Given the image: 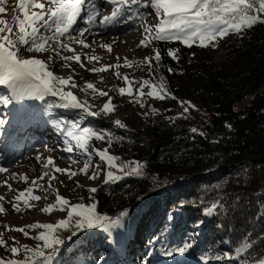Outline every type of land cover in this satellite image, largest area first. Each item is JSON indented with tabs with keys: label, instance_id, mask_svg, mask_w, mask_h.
Listing matches in <instances>:
<instances>
[{
	"label": "trees",
	"instance_id": "trees-1",
	"mask_svg": "<svg viewBox=\"0 0 264 264\" xmlns=\"http://www.w3.org/2000/svg\"><path fill=\"white\" fill-rule=\"evenodd\" d=\"M218 40L214 53L212 43L156 45L159 51L168 47L181 53L180 69L171 64L164 71L171 96L195 106L189 108L191 121L172 119L179 113L177 99L171 98L152 101L157 112H151L148 127L139 131L80 113L73 119L53 114L51 121L78 124L77 132H110L115 138L111 145L107 138L92 139L108 151L135 148L132 158L144 165L141 176L103 182L92 196L103 216L115 218L127 210L124 227L110 233L86 229L71 240L70 232H61L66 242L53 264H156L185 240L193 247L183 262L202 255L209 257L208 264L264 259V24ZM141 147L147 152H140ZM213 206V214L206 215ZM247 236L255 245L250 251L241 247Z\"/></svg>",
	"mask_w": 264,
	"mask_h": 264
},
{
	"label": "snow or ice",
	"instance_id": "snow-or-ice-1",
	"mask_svg": "<svg viewBox=\"0 0 264 264\" xmlns=\"http://www.w3.org/2000/svg\"><path fill=\"white\" fill-rule=\"evenodd\" d=\"M105 2L112 7L110 15H104L99 19V25L103 28L116 23L130 22L136 19L137 16L143 17L144 13L140 12L142 8L151 9L154 12V15L159 18L158 22L150 26L141 25L144 28V32L148 34L140 41V45L145 47L152 40L179 41L187 47H192L194 43H198L200 47H206L209 43L216 41L217 38L223 39L229 34L239 35L258 23L264 24V0H105ZM0 3H4V0H0ZM87 4L88 0H18L16 7L19 13L22 14V18L21 15H16L13 17L12 23L0 18V86L8 90V94L0 95V103L9 105L14 101L17 103L28 100L44 101L46 97H56L60 103L48 105L47 108L49 110L53 107L79 110L87 116H100L102 113L107 115L115 110L112 98L108 97V102L99 111H91V106L86 100L78 99L77 95L71 90L65 91L70 82L72 88L78 87L71 76L68 78L57 76L53 71L49 70L45 60L35 57L24 58L23 56L22 46H26L23 47V51L42 53L49 50L51 47L50 41L56 43V47L51 49L56 56H60L61 49L75 53V50L71 47L73 42L88 48L89 44L84 39L85 33L89 32L91 26L97 23L100 9L95 3L90 8L87 7ZM4 11L5 9L0 7V13ZM82 11L85 12L83 17H81ZM78 18L83 19L88 27L78 29V34L73 36L70 33L73 31ZM46 32L51 34H45ZM65 36H67L66 42L62 40ZM102 47L111 52L110 44L105 43ZM154 51L155 55L153 57H145L144 60L150 71L152 61L159 62L161 59L160 51ZM177 52L178 49H169L168 55L172 59L178 60ZM60 58L64 61H75L80 63L81 67L84 66L81 63L79 54L61 56ZM87 59L93 61L99 58L88 56ZM48 60L51 61L52 56H49ZM125 64L130 66L131 62L125 58ZM111 67L113 66L106 65L91 71H106ZM168 71L171 72L172 69L169 68ZM123 79L128 86L127 88H118V92L121 95L127 94L132 97L134 102L139 103L141 107H144L142 97L145 95L157 100H164L165 98L177 99L175 96H171L162 81L153 83L149 79H144L140 82V88L134 94L132 85L137 83V81H129L127 76ZM145 87L149 89L146 93L143 91ZM86 88L92 89L94 92L97 91L92 83H87ZM99 95L105 97L108 96V93L100 91ZM185 104H187V107L184 106ZM180 105L183 107V113L173 117V120L179 119L188 113L190 107L195 108L190 101H180ZM23 107L21 105V108ZM152 112L155 114L157 110L152 109ZM4 123L5 121L0 119V125ZM51 123L63 131L59 122L53 120ZM114 123L119 128L126 127L119 119ZM78 127V124L72 123L66 135L75 142V148L82 150L89 158L84 163L83 168L79 169L80 173L87 175L88 169L92 166L90 159L92 152H89V141L92 138L97 140H105L107 138L108 144L111 145L115 138L110 132H96L89 128H83L77 132L75 129ZM226 127L231 129V125H226ZM197 131V128H191L192 133ZM200 135L203 136L204 133L200 132ZM66 151L72 152L73 148L68 147ZM93 151L107 168L105 184L115 183L125 176L142 175L144 165L140 162L124 161L117 163L121 158L111 155L107 148L104 150L93 149ZM36 159L39 160L40 157L37 156ZM50 165L53 166L56 173H65L69 176V179L77 175V172L72 171L70 168L55 167L52 158L49 157L42 164L45 171L40 177L41 179L44 176L50 177L49 187H51V181L56 179V176L48 171ZM7 171L8 169L0 167V173ZM99 175L100 165H96L95 170L88 178L94 180ZM13 178H16V174H13ZM19 178L27 182L26 177ZM32 184L41 187L36 185L35 180L32 181ZM77 187H79L78 184ZM88 190L90 193L97 192V188ZM22 198H25L23 200L24 205L31 207L32 205L28 203V200L38 201L42 197L34 195L32 187L19 192L14 197L15 203L12 204V208L17 212L21 210L20 202ZM3 199V197H0V200ZM180 206L182 207L183 205L181 204ZM57 208L61 211L67 209V218L60 219L56 223L37 222L25 227L15 228V231L23 233L25 237H29V232L25 228L42 229L43 231H39L37 235L31 237L38 241L34 247L21 245L20 247L12 246L10 248L13 257L23 252L22 259H0V264H53L54 258L61 252V246L66 242L61 236V232H70L67 237L68 240H71L72 237L86 229L100 228L110 233L111 228H123V218L129 214L127 210H123L115 218L103 216L97 212V205L94 202L86 204L81 201L70 204L68 199L60 195L56 196L54 205H48L42 211L50 213ZM214 210L215 206L210 207L205 211V214L212 215ZM4 211L5 209L0 206V213ZM0 237H2V234H0ZM260 238L264 239V236ZM39 242H42V244ZM111 242L119 243L118 240ZM5 244L6 241L0 238V246ZM254 246L252 237L247 236L241 247L244 251H250ZM192 247V243L185 240L180 245L171 248L166 254L169 256L174 253L183 255ZM214 258L217 260L221 259L219 256ZM200 259L204 264H208L209 257L202 255ZM252 264H264V259L257 258L253 260Z\"/></svg>",
	"mask_w": 264,
	"mask_h": 264
},
{
	"label": "rangeland",
	"instance_id": "rangeland-1",
	"mask_svg": "<svg viewBox=\"0 0 264 264\" xmlns=\"http://www.w3.org/2000/svg\"><path fill=\"white\" fill-rule=\"evenodd\" d=\"M18 0H4V3H0V7H3L5 11L0 13V18L7 20L12 23L13 17L16 15H21L18 8L16 7ZM95 3L100 9V15L97 17V23L91 26V30L85 33V42L89 44L88 48L79 45L75 42L71 44V47L75 50V53L69 52L67 50L61 49L60 56H56L51 49L56 47V43L50 41L51 47L48 51L42 53H29L27 51L22 52L24 58L35 57L37 59H43L48 64L49 70L57 76L68 78L72 77L73 82H75L78 87L72 88L70 85L65 88V91L71 90L78 99L86 100L91 106V111H99L103 105L108 102V97L112 98V104L115 105V110L112 113L100 116H87L79 110H68L58 107H53L52 109L47 108V102L51 101L50 105H57L60 103L59 99L56 97H46L44 101L40 100H28L13 102L9 105H4L0 103V119H3L6 123L0 125V141L8 135L11 134V128L18 115L24 116L23 113L29 112L23 117L22 128L25 129V136L23 139L17 141V145L23 143L24 148L19 150L16 155L11 156L15 149H10L9 144H5L2 141L0 143V167L8 169L5 173H0V206H2L5 211L0 213V234L6 244L0 246V259H22L23 252H21L16 257H13L10 248L12 246L20 247L21 245H28L34 247L38 241L31 238L38 234L42 229H28L29 237H25L23 233L17 232L14 229L19 227H25L26 225L33 223H56L60 219L67 218V209L64 211L58 208L52 210L50 213H44L42 209L48 205H54L56 203V196L60 195L68 199L70 204L78 203L83 201L84 203H92L93 193H90L88 189L98 188L105 180V173L107 171L106 166L99 160V156L93 151V149L104 150L107 145L97 143L96 140L91 139L89 141V152H92L90 157L92 166L88 169L87 175L80 173L79 169L83 168L84 163L89 159L82 150L75 148L74 141L70 138L68 139L66 133L70 127L69 124L60 123L61 131L56 128L51 119H53V114L59 113L62 118L73 119L76 115L83 114L88 119H92L99 123H112L119 119L122 123L126 125V129L133 131L144 130L148 127V122L150 119V114L152 112V101L154 98L145 95L142 97L144 101V107H141L139 103L134 102L133 98L127 94L121 95L118 92V88H127V82L123 79L125 76L128 77L129 81H137L132 85L133 92L135 94L136 90L140 88V82L144 79H149L153 83L163 82L170 93L171 85L167 79V73H165V66L173 67L177 70L180 69V61L172 59L168 55V50L171 48H164L160 51L161 59L159 62L153 60L151 65V71L149 66L144 63L145 57H153L155 55L154 50H158V41L152 40L147 44V47L141 46L140 41L144 39L148 34L144 32V26L154 25L158 22L159 18L154 15L151 9H140V12L144 13L143 17L137 16L136 19L131 20L127 23H116L110 25L106 28L100 27L99 19L104 15H110L111 5L106 3L105 0H88L87 7ZM85 15V12H81V17ZM120 27V30L116 32H110L111 28ZM88 27L83 19L77 20L76 25H74L73 31L70 33L75 36L78 34L77 30ZM50 35L51 33H45ZM217 38L216 41L212 42L211 52L218 49L220 42ZM62 40L67 41V36L63 37ZM218 41V43H217ZM111 45V52L103 48V44ZM215 44V46H213ZM213 46V47H212ZM73 54H79L81 56V63L84 65L81 67L80 63L75 61H64L61 56H69ZM176 55L181 57V53L178 52ZM52 56V60L49 61L48 57ZM88 56H96L99 59L89 61ZM185 57L187 61H192V55L190 51H185ZM184 57V58H185ZM125 58L131 65L125 64ZM182 62V61H181ZM106 65H112L106 71L94 72L92 69L102 68ZM118 66V67H117ZM119 73V75H117ZM171 73H178L174 70ZM87 83H92L94 89H87ZM149 89L145 87L143 91L146 93ZM100 91L108 93V96L101 97L99 95ZM8 94V90L0 86V95ZM180 101H184L183 98H178L175 101L176 110L178 113H183V107L180 105ZM21 105L24 107L21 108ZM187 107V104L184 105ZM12 111V112H11ZM147 113V114H145ZM32 114V115H31ZM182 118L188 121L193 119V115L190 110L188 113L184 114ZM79 122V121H77ZM8 125V129L6 126ZM31 125L32 129L28 130ZM25 127V128H24ZM22 129V130H23ZM5 130V131H4ZM39 130V131H38ZM31 132V133H30ZM3 138V139H2ZM20 142V143H19ZM21 145V144H20ZM72 147L73 151L68 152L66 149ZM10 152L8 153V151ZM140 152H147L146 148L138 149ZM137 152V149H132V147L124 148L121 151H109L111 155L118 156L121 158L117 163L124 161H134L132 155ZM8 154V155H7ZM39 156L40 159L37 160L36 157ZM51 157L54 166L59 168H70L72 171H76L77 175L69 179V176L65 173H56L52 165L49 166L48 171L50 174L55 175L56 179L51 181V187H49V176H42L45 169H43L42 164ZM143 165V163H141ZM96 165H100V175L91 180L88 178L95 170ZM179 172V171H178ZM13 174H16V178H13ZM19 177H26L25 180ZM36 181L34 186L32 181ZM77 184L79 187H77ZM9 186H11L9 188ZM32 187L33 194L39 195L42 198L38 201L28 200V203L32 205L31 207H26L23 203L22 198L20 202V211L17 212L12 208V204L15 203L14 197L18 195L19 192L25 191V189ZM102 230V229H101ZM103 231V230H102ZM106 232V231H103ZM14 238V239H13ZM42 244V242H39ZM184 256L179 253H174L172 256L160 259L156 264H204L199 257L191 256L188 261H181ZM122 257H125L124 254Z\"/></svg>",
	"mask_w": 264,
	"mask_h": 264
},
{
	"label": "bare ground",
	"instance_id": "bare-ground-1",
	"mask_svg": "<svg viewBox=\"0 0 264 264\" xmlns=\"http://www.w3.org/2000/svg\"><path fill=\"white\" fill-rule=\"evenodd\" d=\"M120 27L121 26H118V27H115V28H111L110 29V32H116L117 30H120ZM12 112V111H11ZM29 112L27 111V112H25V113H23V115L25 116V115H27ZM32 115V114H31ZM24 116H20V115H18V117L16 118V120H15V122H14V124L15 125H13V127L11 128V134L8 136H6L5 138H4V141L3 140H1L0 141V143L3 141L4 142V145L5 144H9L10 145V149H15L14 151H13V153L12 154H10L11 156H13V155H16V153H18V151L20 150L21 151V149H23L24 148V145H23V143H20L19 145H17V141H18V138L19 139H23L22 137L23 136H25L26 134H25V129H23L21 126H22V119H23V117ZM6 123V122H5ZM1 127V126H0ZM9 127H8V125L6 126V129H8ZM25 128V127H24ZM23 129V130H22ZM32 129V127H31V125L28 127V130H31ZM25 130V131H24ZM5 131V130H4ZM39 131V130H38ZM31 133V132H30ZM25 134V135H24ZM3 139V138H2ZM10 152V150L8 151V153ZM8 155V154H7Z\"/></svg>",
	"mask_w": 264,
	"mask_h": 264
}]
</instances>
